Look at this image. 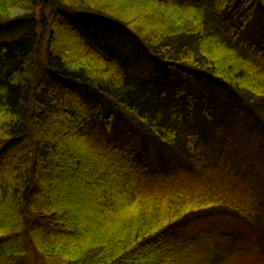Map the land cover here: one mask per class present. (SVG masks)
Here are the masks:
<instances>
[{
    "label": "trees",
    "instance_id": "trees-1",
    "mask_svg": "<svg viewBox=\"0 0 264 264\" xmlns=\"http://www.w3.org/2000/svg\"><path fill=\"white\" fill-rule=\"evenodd\" d=\"M259 15L264 0H0V264L31 244L46 264L259 261ZM101 25L114 32H87ZM118 35L232 98L214 112L205 99L197 123L194 101L186 110L182 90L174 99L138 74ZM121 110L168 151L161 167L112 136Z\"/></svg>",
    "mask_w": 264,
    "mask_h": 264
},
{
    "label": "rangeland",
    "instance_id": "rangeland-1",
    "mask_svg": "<svg viewBox=\"0 0 264 264\" xmlns=\"http://www.w3.org/2000/svg\"><path fill=\"white\" fill-rule=\"evenodd\" d=\"M50 12L47 11L46 15H49ZM264 15L258 16V24L263 22ZM51 20V18H50ZM47 20L44 22V25H40L38 28V31L45 30L47 28L46 25ZM98 24V23H97ZM100 25V24H98ZM109 27L105 25L101 26H95L92 28L88 27L87 32L94 35H102L108 29ZM110 33L114 32V28L108 29ZM112 31V32H111ZM247 38L255 41L258 39V33L256 29H250L247 34ZM117 41L123 40L124 43L127 45V51L130 54L131 63L133 65L134 70L143 76V78H146L148 81L156 82L161 87H163L168 94L175 99V95L177 94V91H183L182 94V101L184 102V106L186 110H189L190 103L188 100H193L194 105L192 107L193 117L197 123L201 122L199 119L201 117V110L203 107V103L205 99H208V105L207 110L214 112L213 107H218L219 100L218 97H220L222 100L228 101L232 97L226 96L220 92L215 93L213 88L209 87L207 84L198 83L195 80H191L187 75H170L169 73H165V71H162L160 68L155 67V65L151 62L150 58L145 54L144 51L139 49L136 45H133L131 42L126 41L125 36H116ZM176 74V73H175ZM216 91V90H215ZM234 97V96H233ZM235 99V97H234ZM245 100V99H243ZM213 102L215 106L213 105ZM234 104H236L238 101L232 100ZM241 103L240 106H244L247 104ZM221 108V107H220ZM225 107L223 106L220 111H224ZM197 112V113H196ZM186 113H188L186 111ZM137 122L131 123V116L124 112L119 111V113L116 115V121L114 122V125L112 127V136L119 140L123 145L131 146V148L138 154V157L142 158L151 169H157L158 167H161L163 165L164 159L168 155V151L164 148L159 149L156 146H154L151 142H148L149 144H146L143 140L142 135L140 134L137 126ZM264 236V234H263ZM264 239V237H263ZM255 243H261L258 241V239L252 236V238L249 240V244L254 247ZM263 247L261 250H259V261L251 259V258H241L238 261V264H264V242ZM39 252L32 247V244L29 245L28 252L25 256V259H22L20 261H15L16 264L19 262V264H46V261L41 258V256L38 254ZM235 261V258L232 259ZM231 260V261H232ZM4 264V263H2ZM10 264V263H6Z\"/></svg>",
    "mask_w": 264,
    "mask_h": 264
}]
</instances>
